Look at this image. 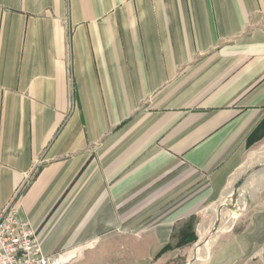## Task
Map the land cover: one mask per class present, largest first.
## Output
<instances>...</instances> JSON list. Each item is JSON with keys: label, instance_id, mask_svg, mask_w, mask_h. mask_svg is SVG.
<instances>
[{"label": "crops", "instance_id": "1", "mask_svg": "<svg viewBox=\"0 0 264 264\" xmlns=\"http://www.w3.org/2000/svg\"><path fill=\"white\" fill-rule=\"evenodd\" d=\"M263 141L264 0H0V214L44 255L166 264ZM221 235L264 264V206Z\"/></svg>", "mask_w": 264, "mask_h": 264}, {"label": "rangeland", "instance_id": "2", "mask_svg": "<svg viewBox=\"0 0 264 264\" xmlns=\"http://www.w3.org/2000/svg\"><path fill=\"white\" fill-rule=\"evenodd\" d=\"M264 156V141L253 147L248 154V158L245 162V164L237 171V183L238 181L244 176V173L247 171V169L256 161L260 160ZM263 175V174H262ZM260 176H254L250 179L248 186L256 187L258 184H260ZM244 182V181H243ZM258 182V183H257ZM255 183V184H254ZM242 184V183H241ZM241 184H238L239 189L235 190L230 196L226 197L225 195L222 196L221 199H219L217 202L208 205L204 207L198 218L195 220L196 227L198 230V236L197 240L189 245L185 250H181L179 252H176L174 256L168 260L166 264H188L190 260V253L192 247L197 244L200 239L201 235L199 232V227L202 226L203 231L210 229L212 224L216 220L215 217L217 214H219L222 222L228 219L231 215L233 216L234 222L240 219H243L247 216H249L251 213L263 208L264 204L262 202H255L257 201V197L264 196V187L262 193H255L252 191H245L244 195L246 197V203L243 204L240 202V194H241ZM225 196V198H224ZM259 200V199H258ZM224 236V235H223ZM219 238H222V235L219 234L218 238H216L215 241H212L210 244L209 251L204 255L203 259L200 264H205L210 252L215 248V245H217V241Z\"/></svg>", "mask_w": 264, "mask_h": 264}, {"label": "built area", "instance_id": "3", "mask_svg": "<svg viewBox=\"0 0 264 264\" xmlns=\"http://www.w3.org/2000/svg\"><path fill=\"white\" fill-rule=\"evenodd\" d=\"M36 171V169H35ZM27 175L19 195L29 184ZM63 254L46 256L41 252L37 231L18 216L14 200L0 214V264H67Z\"/></svg>", "mask_w": 264, "mask_h": 264}, {"label": "bare ground", "instance_id": "4", "mask_svg": "<svg viewBox=\"0 0 264 264\" xmlns=\"http://www.w3.org/2000/svg\"><path fill=\"white\" fill-rule=\"evenodd\" d=\"M263 174V175H262ZM260 176V184H258L256 187L248 186L249 181L252 177ZM237 173L234 174V176L231 178V181L229 185L227 186V189L224 192V195L226 197L230 196L235 190H238L239 187H237ZM242 182L241 186V194H240V202L245 204L246 203V197L244 195L245 191H252L257 192L260 190L262 186H264V156L253 163L247 171L244 173V176L239 180ZM238 181V182H239ZM244 181V182H243ZM258 183V182H257ZM255 184V183H254ZM224 196V198H225ZM222 217L217 214L214 220V224L210 227L208 230H204L202 226L199 227V232L201 235L200 241L195 244L190 253V260L188 264H200L201 260L203 259L204 255L209 251L210 244L212 241H215L216 238H218L219 234L228 231L234 224L233 216L231 215L228 217L227 220L224 222L220 221Z\"/></svg>", "mask_w": 264, "mask_h": 264}, {"label": "water", "instance_id": "5", "mask_svg": "<svg viewBox=\"0 0 264 264\" xmlns=\"http://www.w3.org/2000/svg\"><path fill=\"white\" fill-rule=\"evenodd\" d=\"M241 183H242V182H241V181H239V182L237 183V185H236V186H237V187H239V186H238V184H241Z\"/></svg>", "mask_w": 264, "mask_h": 264}, {"label": "trees", "instance_id": "6", "mask_svg": "<svg viewBox=\"0 0 264 264\" xmlns=\"http://www.w3.org/2000/svg\"><path fill=\"white\" fill-rule=\"evenodd\" d=\"M194 240H197V236H195Z\"/></svg>", "mask_w": 264, "mask_h": 264}]
</instances>
